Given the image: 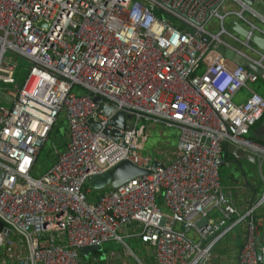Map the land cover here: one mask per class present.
<instances>
[{
    "label": "built area",
    "instance_id": "1",
    "mask_svg": "<svg viewBox=\"0 0 264 264\" xmlns=\"http://www.w3.org/2000/svg\"><path fill=\"white\" fill-rule=\"evenodd\" d=\"M226 1L0 0V90L13 87L0 99V264H82V248L132 236L154 249L156 264H208L213 246L240 223L246 235L238 264H264L262 223L254 219L264 196L240 213L219 175L226 145L264 158V142L249 137L264 116V98L251 89L255 73L218 53L227 48L263 67L252 42L222 25L232 16L264 36L244 15L262 23L264 17L241 0H230L239 11L225 10ZM211 19L221 25L217 34L206 29ZM211 51L214 59L201 65ZM13 59L29 63L21 85ZM242 89L248 97L237 104ZM97 97L111 115L97 113ZM118 112L129 117L130 129L114 135ZM62 114L65 146L33 178ZM90 119L99 124L96 132ZM140 121L179 133L168 162L140 153L147 139ZM123 161L148 174L91 198L89 180ZM211 210L222 219L209 220ZM205 217L208 224L199 228Z\"/></svg>",
    "mask_w": 264,
    "mask_h": 264
},
{
    "label": "rangeland",
    "instance_id": "2",
    "mask_svg": "<svg viewBox=\"0 0 264 264\" xmlns=\"http://www.w3.org/2000/svg\"><path fill=\"white\" fill-rule=\"evenodd\" d=\"M256 13L264 17V2L262 0H251V6H250ZM225 10L229 11H239L240 6L236 4H231L230 0H227L224 4ZM245 18H252L253 24L262 32H264V23H262L258 18H254L249 14L248 12H245ZM236 18L229 16L224 21L222 27L230 32L232 35H234L236 38L240 39L241 41H245V38L237 35L233 31H231V22L235 21ZM239 25L243 28L248 27L242 22L238 21ZM221 25L220 23L215 20L211 19L206 25V29L210 31L213 34H217V32L220 30ZM257 35H261L256 32ZM262 36V35H261ZM222 39L229 44V40L226 39V37H222ZM230 45H233L232 42H230ZM250 46L254 48L256 51H260L261 54L264 55V50H259L255 44L250 43ZM238 50L244 52L247 55H250L251 57L257 59L258 56L254 55L250 51L246 50L241 45H234ZM215 55L211 51L210 56L208 59H206V62H210L214 59ZM14 62H16L21 70L20 73H18V81L17 84L21 85L25 77L27 75V70L29 68V63L26 61H23L21 59H13ZM264 62V61H263ZM264 66V63H263ZM252 90L260 94L264 98V81L260 79L255 86H251ZM13 89L12 86H2V89L0 90V99L3 94H6L7 91ZM139 131L140 129H143V131L147 134V139L143 141L142 148L140 150V153L143 156H147L153 160H164L166 156L171 155L172 149L175 146V133H178L175 130L166 128L159 124H145L144 122L140 121L138 123ZM66 131H67V124L64 118V115L62 114L61 117L57 120L55 126L53 127L48 140L45 142L43 148L40 151V154L37 158V161L35 163L32 177L33 178H40L43 174H45L48 169L51 166V157L52 152L55 149H60L65 146V140H66ZM64 143V144H63ZM63 146V147H62ZM89 188V187H88ZM90 189V188H89ZM91 190V189H90ZM93 191V190H92ZM97 192V191H94ZM157 204L159 206H163V201L161 198L157 200ZM176 230L182 231L181 225L176 226ZM187 236L193 240L194 242L197 241L196 238H193L192 231L187 233ZM100 255H91L89 257L82 256V264H140L137 260L136 256L138 258H145L148 260L149 253L145 251H141L140 249H136V238H128L124 240V244L120 242H107L103 244L102 250ZM141 251V252H140ZM136 256H135V254ZM86 261V262H85Z\"/></svg>",
    "mask_w": 264,
    "mask_h": 264
},
{
    "label": "crops",
    "instance_id": "3",
    "mask_svg": "<svg viewBox=\"0 0 264 264\" xmlns=\"http://www.w3.org/2000/svg\"><path fill=\"white\" fill-rule=\"evenodd\" d=\"M230 42L229 44H231ZM256 83L251 86H255ZM247 97L248 91L242 89L235 95L234 101L237 104H241L247 99ZM174 134L175 146L172 149V153L176 149L179 138V133L174 132ZM249 137L258 142L264 140V116L259 123L251 127ZM172 153L171 155L166 156L162 161H154L160 164L166 163L171 159ZM224 159L225 163L219 170L223 193L240 213L245 212L251 206L256 205L264 196V158H258L252 153L241 150L236 146L226 145L224 147ZM98 193L100 192H95L96 195ZM93 196L94 194L91 195V198ZM207 217L214 222H218L222 219L221 213L217 210L209 211ZM254 219L260 220L262 223L258 244L264 247V201L255 210ZM232 222L233 218L227 222V226L231 225ZM135 227V225L132 226L131 230H134ZM220 230H222V228ZM192 233L193 238L198 240L195 232L192 231ZM245 235L246 226L244 223L233 226L230 231L225 233L213 246L208 264H238V255L242 248ZM130 238H136V249L149 253L148 260L145 258H138L134 253L139 263L156 264L154 249L147 245H142L135 236ZM203 244H206V241H204Z\"/></svg>",
    "mask_w": 264,
    "mask_h": 264
},
{
    "label": "water",
    "instance_id": "4",
    "mask_svg": "<svg viewBox=\"0 0 264 264\" xmlns=\"http://www.w3.org/2000/svg\"><path fill=\"white\" fill-rule=\"evenodd\" d=\"M247 6H251V0H241ZM264 2V0H262ZM208 16V15H207ZM231 31L236 33L237 35L248 38L259 50H264V36L257 35L251 33L244 29L242 26L239 25L238 22L233 21L231 23ZM218 53L224 55L226 59H228L233 64L242 65L249 71L255 73L260 79L264 81V66H258L250 63L241 55L235 53L234 51L220 47L218 49ZM94 102L98 104L97 113L102 112L104 115L109 116L112 114V108L107 107L101 102L100 98L97 97L94 99ZM129 118L122 112H118L112 116V121L115 124L116 130L113 131L111 134L118 135L120 130L130 129V127L125 126V119ZM89 125L92 131L96 132L99 128V124L95 123L92 119L89 120ZM108 133V131H106ZM264 142V140L262 141ZM148 172L144 169H141L131 162L123 161L115 166L112 170L108 171L107 173L97 175L92 177L88 182V187L97 192H101L104 190H116L121 186L125 185L129 181L143 175H147ZM208 224V218H203L199 223L198 227L201 228L202 226H206ZM3 225L0 222V230L2 229ZM102 247H85L80 250V253L84 257H89L91 255H96L97 252L101 253Z\"/></svg>",
    "mask_w": 264,
    "mask_h": 264
},
{
    "label": "trees",
    "instance_id": "5",
    "mask_svg": "<svg viewBox=\"0 0 264 264\" xmlns=\"http://www.w3.org/2000/svg\"><path fill=\"white\" fill-rule=\"evenodd\" d=\"M207 59V58H206ZM206 63L205 59L203 60L201 65H204ZM78 91H81V89L78 87L77 88ZM77 90H75L76 92H78ZM64 144V143H63ZM63 147V146H62ZM92 191V190H91ZM94 194V196L96 195L94 191H92L91 195ZM101 253L97 252L95 256L100 255Z\"/></svg>",
    "mask_w": 264,
    "mask_h": 264
}]
</instances>
